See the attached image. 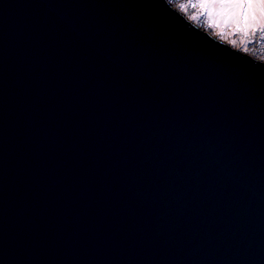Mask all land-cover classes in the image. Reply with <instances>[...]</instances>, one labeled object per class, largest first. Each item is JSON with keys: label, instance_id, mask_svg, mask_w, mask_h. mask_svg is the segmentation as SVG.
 I'll return each instance as SVG.
<instances>
[{"label": "water", "instance_id": "water-1", "mask_svg": "<svg viewBox=\"0 0 264 264\" xmlns=\"http://www.w3.org/2000/svg\"><path fill=\"white\" fill-rule=\"evenodd\" d=\"M253 46L187 0H0V264H264Z\"/></svg>", "mask_w": 264, "mask_h": 264}, {"label": "rangeland", "instance_id": "rangeland-1", "mask_svg": "<svg viewBox=\"0 0 264 264\" xmlns=\"http://www.w3.org/2000/svg\"><path fill=\"white\" fill-rule=\"evenodd\" d=\"M215 22L245 38L260 49H264V37L258 32L264 29V7L259 0H187ZM249 3L252 7H249ZM203 5V6H202ZM259 15H256L254 8ZM263 19H259V17ZM256 21V22H255ZM258 37V39H257Z\"/></svg>", "mask_w": 264, "mask_h": 264}, {"label": "trees", "instance_id": "trees-1", "mask_svg": "<svg viewBox=\"0 0 264 264\" xmlns=\"http://www.w3.org/2000/svg\"><path fill=\"white\" fill-rule=\"evenodd\" d=\"M258 35H260V37H264V29H262L261 31H259L258 32ZM257 39H258V37H257ZM253 51H255V52H253ZM260 51H262V53ZM252 54H253V56H255V57H253L252 55H250L253 58H257V59L263 61L262 59H264V49H260L258 46H255L254 45L252 47Z\"/></svg>", "mask_w": 264, "mask_h": 264}, {"label": "snow or ice", "instance_id": "snow-or-ice-1", "mask_svg": "<svg viewBox=\"0 0 264 264\" xmlns=\"http://www.w3.org/2000/svg\"><path fill=\"white\" fill-rule=\"evenodd\" d=\"M170 2H172V0H170ZM260 6L264 7V0H259ZM203 6V5H202ZM249 7H252V4L249 3L248 5ZM193 7H196V5H193Z\"/></svg>", "mask_w": 264, "mask_h": 264}, {"label": "bare ground", "instance_id": "bare-ground-1", "mask_svg": "<svg viewBox=\"0 0 264 264\" xmlns=\"http://www.w3.org/2000/svg\"><path fill=\"white\" fill-rule=\"evenodd\" d=\"M236 3L240 4V3H242V1L241 0H238V1H236ZM253 8H254V11H255L256 15H259L258 12H257V8L256 7H253ZM259 19L261 20L263 18L260 16Z\"/></svg>", "mask_w": 264, "mask_h": 264}]
</instances>
